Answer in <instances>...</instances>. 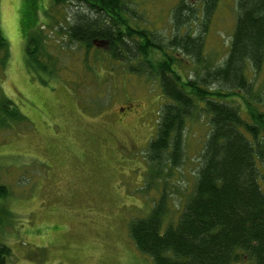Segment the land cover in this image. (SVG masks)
I'll return each mask as SVG.
<instances>
[{
    "label": "rangeland",
    "instance_id": "obj_1",
    "mask_svg": "<svg viewBox=\"0 0 264 264\" xmlns=\"http://www.w3.org/2000/svg\"><path fill=\"white\" fill-rule=\"evenodd\" d=\"M179 1L124 5L143 18L139 27L168 40ZM235 1L220 0L203 41L201 57L212 67L227 55ZM35 7L41 27L35 34H43V49L54 63L49 75L26 62L23 26L32 22ZM77 9L52 0H0V32L9 47L0 70V102L10 100L25 119L0 127V185L8 192L0 199V244L10 249L8 264H153L135 248L129 224L145 218L162 192L164 180L150 182L145 157L168 101L155 77L128 74L105 53L94 48L86 55L68 42L60 28ZM199 21H192L190 35L199 33ZM176 57L182 77L202 69L190 57ZM252 82L254 95L264 97V64ZM259 107L264 110V102ZM187 127L182 163L166 181L164 225L175 222L191 191L209 130L201 117ZM260 185L264 192L262 180ZM234 264L250 262L243 256Z\"/></svg>",
    "mask_w": 264,
    "mask_h": 264
},
{
    "label": "trees",
    "instance_id": "obj_2",
    "mask_svg": "<svg viewBox=\"0 0 264 264\" xmlns=\"http://www.w3.org/2000/svg\"><path fill=\"white\" fill-rule=\"evenodd\" d=\"M219 2L195 0L191 5L180 0L172 12L173 35L165 40L155 30L139 27L145 26L143 18L124 0H52L54 5L70 3L79 9L66 28H60L70 44L81 46L86 55L94 48L105 53L126 66L128 74L155 77L168 101L160 109L145 157L150 182L164 180L162 192L145 218L129 224L135 248L153 264H234L243 256L250 264H264L260 185L264 182V110L259 107L264 97L254 95L252 82L264 64V0L235 1L227 55L210 67L201 57L203 41ZM35 9L32 22L23 26L26 62L49 75L54 63L51 52L43 49V34H35L41 32ZM26 12L23 15L28 17ZM198 17L199 33L192 36L191 23ZM176 53L190 57L202 69L182 77ZM8 57L9 47L0 32V70L6 68ZM0 111L4 115L0 127L25 120L8 99L0 102ZM194 117L206 121L208 134L191 191L177 208L175 222L164 225L170 187L166 181L182 163L183 134ZM7 194L0 185V199ZM9 256L10 249L0 244V264H8Z\"/></svg>",
    "mask_w": 264,
    "mask_h": 264
}]
</instances>
